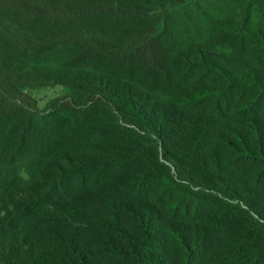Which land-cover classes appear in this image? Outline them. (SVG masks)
Masks as SVG:
<instances>
[{
  "label": "trees",
  "instance_id": "obj_1",
  "mask_svg": "<svg viewBox=\"0 0 264 264\" xmlns=\"http://www.w3.org/2000/svg\"><path fill=\"white\" fill-rule=\"evenodd\" d=\"M0 264H264V0H0Z\"/></svg>",
  "mask_w": 264,
  "mask_h": 264
},
{
  "label": "rangeland",
  "instance_id": "obj_2",
  "mask_svg": "<svg viewBox=\"0 0 264 264\" xmlns=\"http://www.w3.org/2000/svg\"><path fill=\"white\" fill-rule=\"evenodd\" d=\"M63 90L61 85L43 86L31 89V94L38 99L39 105L43 106L48 98L63 92Z\"/></svg>",
  "mask_w": 264,
  "mask_h": 264
}]
</instances>
